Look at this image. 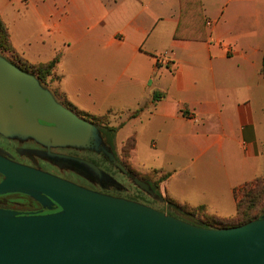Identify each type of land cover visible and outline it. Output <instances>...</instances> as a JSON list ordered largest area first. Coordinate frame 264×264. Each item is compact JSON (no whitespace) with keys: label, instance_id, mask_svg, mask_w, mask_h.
Returning <instances> with one entry per match:
<instances>
[{"label":"crops","instance_id":"obj_1","mask_svg":"<svg viewBox=\"0 0 264 264\" xmlns=\"http://www.w3.org/2000/svg\"><path fill=\"white\" fill-rule=\"evenodd\" d=\"M72 1L75 0L67 1L68 10ZM142 1L145 6H149L150 0ZM256 1L200 0L201 30L206 34V40L187 39L184 35L179 39L173 38L181 23L178 0V16L164 18L155 10H149L152 26L128 24L130 31L123 28V32H118L108 42L109 46L127 45L132 51L120 78L130 79L129 83L134 86L131 94L118 95L120 97L116 102L122 108H129L128 101L136 104L134 110H128L124 125L128 121H144L145 110L148 111L145 126L149 132L151 149L157 157H166L163 163L157 162L153 169L169 173L162 184V190L165 187L167 196L170 193L177 202L203 204L207 208L209 203L195 199H200L201 195L215 203L220 202L225 195L233 199V188L251 180L243 178V182L228 183L225 178L223 183L203 188L198 185V170L205 163L219 162L226 151L233 159L239 160L241 167L237 171L241 172L247 165L250 166L253 157L260 154L254 116L257 105L251 96L253 86L238 84L236 81L239 74L249 75L250 81L253 78L264 81L260 72L264 54V28L261 29L259 22L264 11L257 7ZM139 2L114 0L107 5L100 2L105 13L101 20L89 25L87 36L93 38L95 26L101 22L105 24L102 20L122 21L131 14L133 21L134 14L138 13L136 4ZM160 19L167 23L163 32L158 28ZM244 20H248V23ZM185 26H188L187 23ZM187 28L190 27H186L185 31H188ZM160 36L167 38V43L156 46L154 40ZM157 54H165L168 63L157 64ZM216 68L220 69L219 73L214 70ZM228 69L229 73L225 74ZM59 76L60 86L62 81L68 79L65 75ZM74 76H71L74 83L67 81L64 91L59 88L60 94L69 103L85 107L83 105L88 100L95 103L111 101H107L108 85L87 73ZM154 93L163 95L153 101ZM140 107L142 110L130 118V113ZM108 110L114 112L110 107L106 112ZM138 133L136 130L133 134ZM233 147L241 148L242 153L234 151ZM209 150L213 151L215 160L204 159ZM135 153L136 146L132 151V163ZM207 210L216 215L231 216L236 211L235 202L231 214L222 215L218 214L220 210Z\"/></svg>","mask_w":264,"mask_h":264},{"label":"water","instance_id":"obj_2","mask_svg":"<svg viewBox=\"0 0 264 264\" xmlns=\"http://www.w3.org/2000/svg\"><path fill=\"white\" fill-rule=\"evenodd\" d=\"M0 133L44 144L91 147L102 138L96 125L59 103L35 76L1 54ZM103 150L128 175L111 148ZM88 164L97 175H105ZM0 172L5 176L0 194L21 191L61 208L36 215L0 209V264H264V215L233 227H202L141 201L103 193L1 156ZM133 183L154 196L145 181L134 177Z\"/></svg>","mask_w":264,"mask_h":264},{"label":"rangeland","instance_id":"obj_3","mask_svg":"<svg viewBox=\"0 0 264 264\" xmlns=\"http://www.w3.org/2000/svg\"><path fill=\"white\" fill-rule=\"evenodd\" d=\"M67 1L69 2V0H0V19L7 26L9 40L19 57L26 58L28 61L34 63H43L56 57L59 58L55 66V71L57 73L55 72L54 75L57 77L59 75H65L68 80L62 81L59 86V78L56 76L49 75L44 79L61 100L64 97L60 94V89L64 91L67 86V81H70V84L74 83V79H71V76L74 75L80 74V76H83L87 73L89 76L91 75L92 78H96L95 80L108 85L109 89H107L106 93L107 101L111 100L110 102L95 103L88 100L87 104L83 105L85 107L75 105L74 103L72 106L76 112L81 114L85 112L96 115L104 114L105 122L100 124L101 127H103V125L117 127L119 123L126 119L129 112L128 110H134L136 108L134 101H128L127 104L129 108H122V106L116 102V99L120 97L118 95L122 93H126V95H128V93L131 94V88L134 86L129 83L130 79L126 77L120 78V73L129 60L132 51L127 45L113 44L109 46L108 42L115 37L118 32H123V28L127 29V32L130 31L128 24L152 26L153 21L150 18L149 10H155L161 17L164 16V18L178 16V0H150L149 6H145V3L143 4V1L140 0V2L136 4L138 13L134 14L135 18L133 21L131 14L122 21L116 19L107 21L102 20L105 24L101 22L99 26H95V30H93L94 33L92 34L93 38H90V35L87 36L88 33L86 34V32H89V25L95 24L98 20H101L105 13L100 2L107 5V3L110 4L114 0H75L71 2L69 10L66 8ZM256 3L257 7L264 11V0H258ZM184 20L185 18L182 19L183 22ZM244 22L248 23V20H244ZM251 22L252 20L249 21V23ZM259 22L261 24V29H263L264 14L260 16ZM166 27L167 23L164 22L163 19H160L158 24L159 30L163 32ZM154 41L156 46L164 45L167 43V38L160 36ZM1 51L0 47V54L3 55ZM4 52L11 56L9 51ZM180 53L183 54V52ZM160 55L161 54H157L156 56ZM214 70L218 71V73L220 71V69L217 68ZM228 71L230 70L228 69L224 73L226 74ZM248 76L247 74L244 76L239 74L236 77V81L238 84H249L253 86L251 96L253 97V102L255 99L257 105L254 116L257 125L260 154L253 157L250 161V166L247 165L241 172L237 171L241 167L239 160L236 158L233 159L232 156L228 155L229 152L226 151L219 162L212 161L203 164L198 170L200 176L198 185H201L203 188H207L208 186L214 187L220 182L223 183L225 182V178L228 180V183H240L244 181L242 180L243 178L252 180L256 176L264 178V81L260 79L257 81L254 78L253 81H250V77ZM102 89L103 88H101V92ZM259 105L260 107L258 109ZM109 107L112 108L114 112H106ZM122 109L125 111H119ZM147 113L148 111L145 110L144 121L135 123L128 121L126 125L117 129L112 140L113 149L111 150L115 152L126 169L130 168L134 177L142 181V176L147 179L150 178L151 182L154 184L159 174L153 176L152 173L156 170L153 168L157 162L163 163L166 157L163 155L157 157L151 149L149 132L145 126ZM136 130L139 132L138 135L133 134ZM131 135H135L137 140L135 145L136 155L134 156L133 163L132 151L135 146L133 149H129V146L127 144L125 145L127 139ZM184 144L187 145V141H185ZM233 148L234 151L242 153L241 148ZM212 154L213 151L209 150L205 154L204 159L213 158V160H215ZM104 167L106 168V173L102 176L101 182H98L100 187L105 189L104 192L135 201H141L167 214L177 217L181 215L185 219H193L192 217L190 218L179 213L166 201L165 197L167 196V192L165 187L162 190V184L165 180L161 181L159 184L158 190L160 193H155L154 196L151 197L149 194L139 190L136 185H134L133 180L113 164L110 165V163H107ZM156 171L160 174L165 173L159 170ZM225 174H227V176H225ZM178 186H180L179 183ZM167 197L170 200L173 199L170 193ZM199 198L200 199L195 200H202L205 203H209L207 208H209L210 211L220 210L218 214L222 215L234 212V198L232 199L230 196L226 198L225 195L222 200L217 203L212 202L213 200L210 198H203V195ZM262 215H264V213H261V216Z\"/></svg>","mask_w":264,"mask_h":264},{"label":"flooded vegetation","instance_id":"obj_4","mask_svg":"<svg viewBox=\"0 0 264 264\" xmlns=\"http://www.w3.org/2000/svg\"><path fill=\"white\" fill-rule=\"evenodd\" d=\"M6 59L11 62L8 58ZM14 65L17 66L16 64ZM17 67L35 76L43 87L48 88L51 91L52 95L59 103L75 112L80 118L91 122L79 112H76L69 103H65L61 100L56 95L55 91L48 86L47 81L39 75L30 73L19 66ZM38 121L46 126L53 125L40 119ZM98 129L100 130L102 138L97 142V146L94 145V147L54 145L52 142L44 144L31 137H25L19 134L6 136L0 133V156L15 164L48 172L71 180L77 184L106 193L104 192L105 189L101 188L99 184L101 182L99 176L101 177L103 174L98 173L97 175L93 168L88 164V162L95 164L98 170L105 173L106 168L104 166L107 163H110V165L113 164L103 150V147H110L113 149L112 145L108 143L103 130L100 127H98ZM112 152L115 155V158L121 163L115 152ZM128 177L131 180L134 178V175L129 170ZM4 178L5 176L0 172V182L3 181ZM0 209L13 211L17 215L47 214L61 210L60 206L54 201L43 204L30 194L21 191L1 193Z\"/></svg>","mask_w":264,"mask_h":264},{"label":"trees","instance_id":"obj_5","mask_svg":"<svg viewBox=\"0 0 264 264\" xmlns=\"http://www.w3.org/2000/svg\"><path fill=\"white\" fill-rule=\"evenodd\" d=\"M180 6V20L177 29L173 34V38L179 39L184 35L187 39L192 40H206V34L201 30V2L200 0H179ZM185 18L184 22L182 19ZM187 23L188 26H185ZM186 27H190L188 31H185ZM193 27V30L191 29ZM196 28V30L194 29ZM195 31L196 33H193ZM187 32L186 34H182ZM0 47L1 53L8 58L12 63L21 67L22 69L33 73L35 75H39L41 78H45L46 76L54 75L56 63L59 61V58H53L47 62L43 63H34L28 61L26 58L19 57L17 55L14 47L12 46L9 40V31L7 26L0 19ZM9 51V55L5 54L3 51ZM260 72L264 78V54L261 63ZM57 77V76H56ZM60 81V76H58ZM45 80V79H44ZM163 94L154 93L152 100L156 101ZM65 103H69L65 98H62ZM71 106L72 104L69 103ZM73 107V106H72ZM74 108V107H73ZM142 107L130 113L129 117H135L140 111ZM108 110L107 112H110ZM81 114V113H80ZM87 120L91 121L94 125H97L103 130L104 135L107 138V141L110 145H112V140L118 128L124 125V122L119 123L117 127L103 125L105 122V115H96L91 113H82ZM129 146V149H133L136 145V137L135 135H131L125 145ZM122 163V162H121ZM123 164V163H122ZM124 165V164H123ZM130 171V168H128ZM158 175L157 181L153 184L149 179L142 176L143 181L148 183L155 193H160L158 190L159 184L161 181L165 180L169 173L160 174L158 171L154 170L152 175ZM233 198L235 202V214L232 216H220L213 213H210L206 206L203 204L200 205H191L186 202H177L173 199H169L167 196L165 197L166 201L170 203L174 209H176L179 213L183 214L187 217H192L193 219H185L181 215L179 218H182L190 223L209 228H225V227H233L237 225L244 224L252 219L258 218L261 216V213H264V178L261 176H256L252 180L246 181L238 186L233 188ZM260 215V216H259Z\"/></svg>","mask_w":264,"mask_h":264},{"label":"built area","instance_id":"obj_6","mask_svg":"<svg viewBox=\"0 0 264 264\" xmlns=\"http://www.w3.org/2000/svg\"><path fill=\"white\" fill-rule=\"evenodd\" d=\"M164 55H165V54H164ZM164 55H160V56L157 58V60H156V61H157V64H164V63L167 64V63H168V61L165 60V58H164L165 56H164Z\"/></svg>","mask_w":264,"mask_h":264}]
</instances>
